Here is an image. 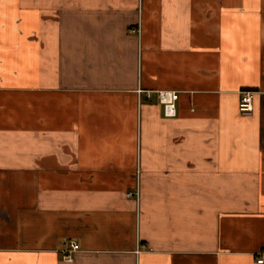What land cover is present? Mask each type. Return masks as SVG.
Here are the masks:
<instances>
[{
    "label": "crops",
    "instance_id": "0c3cea01",
    "mask_svg": "<svg viewBox=\"0 0 264 264\" xmlns=\"http://www.w3.org/2000/svg\"><path fill=\"white\" fill-rule=\"evenodd\" d=\"M262 250L264 0H0V264Z\"/></svg>",
    "mask_w": 264,
    "mask_h": 264
},
{
    "label": "built area",
    "instance_id": "2783aa9c",
    "mask_svg": "<svg viewBox=\"0 0 264 264\" xmlns=\"http://www.w3.org/2000/svg\"><path fill=\"white\" fill-rule=\"evenodd\" d=\"M139 98L142 100L143 97L148 99L156 98L157 102L161 105L163 116L167 119H173L178 116L177 103L179 101V93L175 91H146L142 88L137 90ZM239 113L245 116H250L254 112L253 104V93L244 92L241 96L239 105ZM137 193L130 192L128 195L130 197L135 196ZM69 251L65 256L64 260L68 263L74 262V253L77 252L80 247L77 243L71 241L69 243ZM257 264H264V250L257 253Z\"/></svg>",
    "mask_w": 264,
    "mask_h": 264
}]
</instances>
